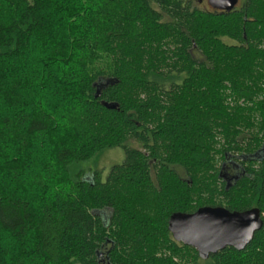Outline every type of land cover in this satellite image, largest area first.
<instances>
[{
    "label": "trees",
    "instance_id": "1",
    "mask_svg": "<svg viewBox=\"0 0 264 264\" xmlns=\"http://www.w3.org/2000/svg\"><path fill=\"white\" fill-rule=\"evenodd\" d=\"M197 1L0 0V264H264V0ZM202 207L262 226L201 260Z\"/></svg>",
    "mask_w": 264,
    "mask_h": 264
},
{
    "label": "water",
    "instance_id": "2",
    "mask_svg": "<svg viewBox=\"0 0 264 264\" xmlns=\"http://www.w3.org/2000/svg\"><path fill=\"white\" fill-rule=\"evenodd\" d=\"M239 0H207L213 10L232 11ZM264 151V143L262 150ZM262 226L258 209L229 212L221 207H202L191 214H173L168 220L172 238L207 260L225 248L243 251Z\"/></svg>",
    "mask_w": 264,
    "mask_h": 264
},
{
    "label": "rangeland",
    "instance_id": "3",
    "mask_svg": "<svg viewBox=\"0 0 264 264\" xmlns=\"http://www.w3.org/2000/svg\"><path fill=\"white\" fill-rule=\"evenodd\" d=\"M239 3H241L240 0H239ZM196 6L198 9L202 11H206L209 9V7L207 6L205 2L196 4ZM128 146L131 148H136V149L139 147L134 142H129ZM123 158H124V154L121 149H113V150L106 151L102 153L101 155H98L97 157H95L94 159L88 162L79 164V166H77L75 169L83 170L85 173H87L88 176L91 175L90 174L91 171L97 170V171H100L102 173V177H104L105 175H107L110 167L115 164H120L123 161ZM221 163L222 162L220 160H217L218 166H220ZM179 173L180 175H183L182 172H179ZM23 194L24 196H27L26 192H24ZM0 246L6 247V248L10 247L9 241L6 237H3V236L0 237Z\"/></svg>",
    "mask_w": 264,
    "mask_h": 264
},
{
    "label": "flooded vegetation",
    "instance_id": "4",
    "mask_svg": "<svg viewBox=\"0 0 264 264\" xmlns=\"http://www.w3.org/2000/svg\"><path fill=\"white\" fill-rule=\"evenodd\" d=\"M198 2V4H200V3H202V2H205L206 4H207V0H198L197 1ZM239 4V1H238V3H237V5ZM236 5V6H237ZM207 6L209 7V5L207 4ZM209 9H211L210 7H209ZM211 10H213V9H211Z\"/></svg>",
    "mask_w": 264,
    "mask_h": 264
}]
</instances>
